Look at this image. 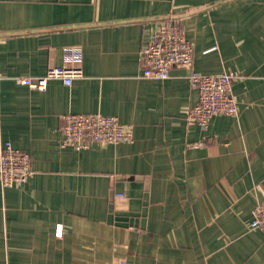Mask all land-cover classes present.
I'll return each mask as SVG.
<instances>
[{
	"label": "crops",
	"instance_id": "1",
	"mask_svg": "<svg viewBox=\"0 0 264 264\" xmlns=\"http://www.w3.org/2000/svg\"><path fill=\"white\" fill-rule=\"evenodd\" d=\"M176 19L205 74L234 72L236 115L188 124V71L142 76L151 31ZM80 53L84 76L23 83ZM0 145L33 175L0 179V264H264V0H0ZM113 115L132 142L63 146L62 116ZM61 227V232L59 228Z\"/></svg>",
	"mask_w": 264,
	"mask_h": 264
},
{
	"label": "built area",
	"instance_id": "2",
	"mask_svg": "<svg viewBox=\"0 0 264 264\" xmlns=\"http://www.w3.org/2000/svg\"><path fill=\"white\" fill-rule=\"evenodd\" d=\"M140 62L142 76L145 78H169L173 67L188 71L190 84L197 92V101L187 112L188 124L198 125L206 130L213 116L238 113L233 83L239 75L234 72L205 74L197 71L193 66V45L176 19L173 22L165 21L151 31L141 47ZM83 76L82 56L71 52L62 65L50 67L46 74L24 76L20 80L31 88L44 90L50 79H61L66 85H71L74 79ZM62 120L63 146L82 149L94 143L107 145L132 142L134 138L132 126L113 115L100 112L67 113L62 116ZM33 173L32 156L29 152L14 147L10 141L1 143L0 179L4 187L25 182ZM250 227L264 232V201L256 206ZM113 264L130 263L125 258H118Z\"/></svg>",
	"mask_w": 264,
	"mask_h": 264
}]
</instances>
